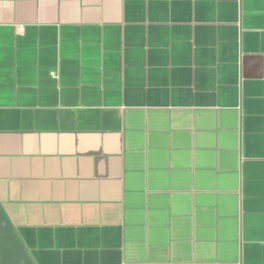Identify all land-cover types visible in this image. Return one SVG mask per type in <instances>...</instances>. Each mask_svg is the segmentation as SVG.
Instances as JSON below:
<instances>
[{
    "label": "crops",
    "instance_id": "1",
    "mask_svg": "<svg viewBox=\"0 0 264 264\" xmlns=\"http://www.w3.org/2000/svg\"><path fill=\"white\" fill-rule=\"evenodd\" d=\"M0 264H264V0H0Z\"/></svg>",
    "mask_w": 264,
    "mask_h": 264
}]
</instances>
